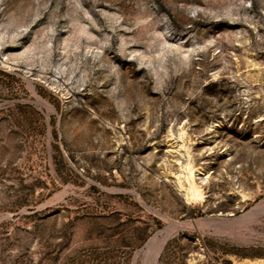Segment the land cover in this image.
Instances as JSON below:
<instances>
[{"label":"rangeland","instance_id":"374dc122","mask_svg":"<svg viewBox=\"0 0 264 264\" xmlns=\"http://www.w3.org/2000/svg\"><path fill=\"white\" fill-rule=\"evenodd\" d=\"M148 263L264 264V0H0V264Z\"/></svg>","mask_w":264,"mask_h":264},{"label":"bare ground","instance_id":"6f19581e","mask_svg":"<svg viewBox=\"0 0 264 264\" xmlns=\"http://www.w3.org/2000/svg\"><path fill=\"white\" fill-rule=\"evenodd\" d=\"M51 108V107H50ZM52 109V108H51ZM189 171H190V173H189V176H188V178L190 179V183H189V190H190V192H191V194L193 195V196H200L201 195V186L197 183V182H195V180H194V175H193V171H192V169H189ZM169 222V221H168ZM190 222V221H189ZM195 222V221H194ZM196 222H198V221H196ZM180 223V222H179ZM192 223V222H191ZM188 224V223H187ZM185 225V224H184ZM181 225L180 224H178V222H174V221H170V223H169V225H168V227L165 229V232H162V233H160V234H162L161 235V237H158V236H155V237H153V240L151 241V247H149L150 249H147V250H150L151 252H152V254L151 255H153V257H151V259H152V263H155V262H158V254L159 253H161L160 251L162 250V247H163V245L165 244V240H166V237H167V235H168V233L170 232V231H172V229H174L175 230V228H178V227H180ZM183 226V225H182ZM173 230V231H174ZM164 231V230H163ZM158 233V232H157ZM160 236V235H159ZM150 241H149V243H150ZM149 246V245H148ZM146 248H147V245H146ZM145 252V251H144ZM151 252H149V253H151ZM147 256V255H146ZM149 257H150V255H149ZM149 257H147V258H149ZM149 259H147V261H148ZM149 262H150V260H149ZM149 264V263H148ZM151 264V263H150Z\"/></svg>","mask_w":264,"mask_h":264}]
</instances>
